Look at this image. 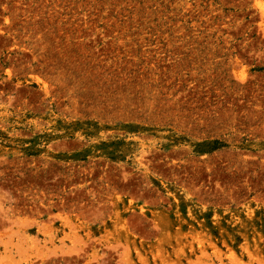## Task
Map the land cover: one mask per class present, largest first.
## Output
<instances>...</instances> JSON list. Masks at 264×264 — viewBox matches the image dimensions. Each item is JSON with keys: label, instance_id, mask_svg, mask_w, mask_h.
Listing matches in <instances>:
<instances>
[{"label": "rangeland", "instance_id": "obj_1", "mask_svg": "<svg viewBox=\"0 0 264 264\" xmlns=\"http://www.w3.org/2000/svg\"><path fill=\"white\" fill-rule=\"evenodd\" d=\"M0 264H264V0H0Z\"/></svg>", "mask_w": 264, "mask_h": 264}]
</instances>
